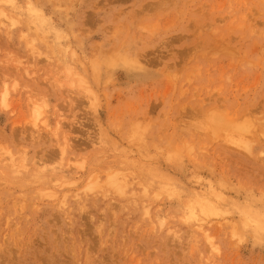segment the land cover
Masks as SVG:
<instances>
[{"label":"rangeland","instance_id":"374dc122","mask_svg":"<svg viewBox=\"0 0 264 264\" xmlns=\"http://www.w3.org/2000/svg\"><path fill=\"white\" fill-rule=\"evenodd\" d=\"M0 264H264V0H0Z\"/></svg>","mask_w":264,"mask_h":264},{"label":"bare ground","instance_id":"6f19581e","mask_svg":"<svg viewBox=\"0 0 264 264\" xmlns=\"http://www.w3.org/2000/svg\"><path fill=\"white\" fill-rule=\"evenodd\" d=\"M32 9H33V8H32ZM110 175H112V174H110ZM116 175H118V174H116ZM116 175H115V176H116ZM115 176H114V177H115ZM114 177H113V179H112L111 182H112V183H115V184H114L115 186H116V184H117V187L119 186V188H120L121 190H123V189H122V188H123L122 183L120 184V182H119L118 179L116 178L117 176H116L115 178H114ZM111 182H110V183H111ZM114 185H113V186H114ZM118 190H119V189H118ZM192 212H193V211H192ZM193 213H194V212H193ZM160 217H162V216H160Z\"/></svg>","mask_w":264,"mask_h":264}]
</instances>
